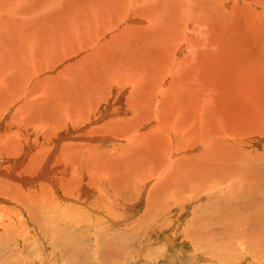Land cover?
<instances>
[{"label": "rangeland", "instance_id": "rangeland-1", "mask_svg": "<svg viewBox=\"0 0 264 264\" xmlns=\"http://www.w3.org/2000/svg\"><path fill=\"white\" fill-rule=\"evenodd\" d=\"M121 2L120 0H0V70L2 71H0V82L4 78L7 81L13 80L14 77L19 80L24 79L23 76L25 75L23 74L26 73V79L32 83L35 78L32 71L47 65L50 57V60L55 62L62 60L60 63L64 64L61 65V69L54 72V75H57L60 70H71L78 73L79 68H82L86 60H92L93 64L95 60L98 69L101 68L104 73L114 71L115 68L120 71L122 70L121 67H129L135 71H140L138 78L132 74L128 75L131 77L130 79L128 76V78L126 77L129 80H138L139 78L147 80L144 75L149 76L147 82L153 78H158L159 85L157 88L151 87L156 91L160 87L162 88V76L165 71L169 73L175 65V70L177 66L180 68L184 66L182 75H175L172 80L168 81L167 90L170 89L171 82L181 78L176 83L178 90L174 91L177 93H175L176 96L168 94L163 100H156L153 97L155 101L151 102L153 108L154 104L157 103L158 106L164 105L165 113L162 114V118L173 127L174 136H176L174 137L170 131L162 143L169 145L170 148L171 146H180L179 157L183 161L182 165L188 161L185 165L187 169L182 170L181 164H177L175 170V175L179 176L185 171L184 180L177 179L179 182L171 187L173 191L169 188L167 194L166 191H161L164 187L159 188L160 192L158 189L153 192L154 187L161 185L159 181L162 176H159L155 182L149 185L150 187L144 186V188L138 184L134 189L132 177L126 174L128 172L127 166L131 165L128 162L136 157L146 161L149 156L154 162H159L165 158L161 154L163 149L160 147L161 137L158 136L164 133V129H160L156 136L157 145L153 144L152 140H147L138 144L137 148L134 146L126 150L123 153V160L114 159L115 162L119 163L116 171L120 174L115 177V183L118 184L110 186L111 179L110 182L105 183V187H103L105 197L101 195L104 201L96 204V208H93L92 204L96 197L98 199V195L94 193V195H90L91 208L89 214L92 219L83 222L81 219L73 217L78 221L79 234L83 232L94 237V232H97L98 228L100 230L95 235L100 231V233L106 231L112 227L110 223L108 226L107 218H113L116 215L115 217L121 219V225L112 227L110 230L116 232L118 228L119 230L123 229V238L127 239L132 236L133 241L138 244L136 249L141 247L139 257L141 261L137 259L134 264H148L149 260L145 263L143 257L151 258L159 264H171L165 254H163L164 256L160 255L159 243L149 235L151 229H158V227L162 229L161 224H165L166 228L169 229L168 234L175 233L176 238H179L176 244L182 243L181 247L185 246L184 251L191 254L194 247L190 242L185 243L183 241L187 226L193 219L199 220L198 215L208 219L212 211H217V221L221 225H227L231 219L236 228L239 229L231 234L232 240H237L236 244L240 243L238 238L239 240L244 238L241 233L243 228L241 225L248 232L250 231L249 233L257 230V236L252 234L250 237H255L254 246L261 243V239H258V232L264 231V0H121ZM138 2L140 5H137ZM125 3L126 5H124ZM126 9L130 12L136 11L137 15L143 11L144 14L147 12V20L141 21L142 23L140 21H136L137 23L135 21L127 22L124 18L125 14H123ZM119 17L120 19H118ZM124 20L125 23H123ZM133 23L136 25H132ZM131 26H134L135 29ZM45 58L48 59L42 63V59ZM81 60H84V64L79 63ZM93 64L90 63L91 66L85 64L81 70L84 71L85 68L86 73L93 74L94 68H96ZM57 66L59 65L57 64ZM88 66L90 69H87ZM153 74L157 77H154ZM41 79L38 78L36 82ZM95 79H97L96 76ZM95 79L89 83H95ZM17 82L15 81V84ZM96 82L98 84V81ZM59 83L60 87L63 88L77 87V82L72 83L67 78H61ZM29 84H25L23 88L14 87L12 84V93L22 92L32 85L35 87L34 84ZM143 87V91H145L146 86L144 84ZM148 89L149 86L147 85ZM167 90L165 91L167 92ZM125 94L119 102L113 105L114 107L109 109L106 120H114L112 118L114 117L112 115L113 110L124 107L129 96L133 100V94L130 95V92ZM44 95L48 96L49 93ZM103 96L105 97V95ZM38 97L41 98L40 95ZM32 99L31 101H33ZM153 110L149 111L150 116L158 117L160 112ZM15 114L12 113L11 116L14 118ZM136 115L132 113L130 118H134ZM11 116L9 119L12 118ZM141 119H144V116ZM157 121H152L145 126L142 122V125H135L134 128L141 135L148 136L147 134L150 133V135L155 136L154 132L157 129L154 128L157 127ZM187 129L189 131H186ZM118 130L119 133L127 136L130 135L127 133L132 131L129 128H118ZM184 138L195 140L193 145L196 144V146H193L192 151L183 152L182 147L187 142ZM198 141L201 143L199 146ZM110 145L111 143L104 146L110 148L112 147ZM100 146L101 143L95 146L91 153L95 171H100L110 164L109 148L103 146L101 148ZM126 146L127 144H125ZM125 147L122 148L125 149ZM143 148L145 151L146 149L149 151L147 155L144 154ZM140 152L142 153L140 154ZM30 155L32 156L31 152L25 153V160H27L25 164L29 162ZM176 159L173 161L176 162ZM142 165L145 167L153 166V164L147 166V161ZM178 165L180 166L178 167ZM119 169L120 171H118ZM136 172H142V169H137ZM198 174L204 175L201 177ZM173 181L170 182V185ZM40 182L45 181L38 183L40 184ZM89 184L95 185L97 182L91 181ZM202 191L205 194L198 195ZM12 194L11 192L12 198L3 196L13 199L15 202L13 197L17 195ZM114 196L119 197L115 199ZM176 197L184 200L183 202L189 201V206L187 208L186 205L176 206L170 210L172 204L178 205ZM7 198L5 203H0V217H4L6 212L16 211L14 202L7 201ZM67 203L72 202H61V205ZM125 203L129 206H124ZM21 204L26 205V202L23 201ZM38 204H42L41 201ZM38 204L32 209L29 208L34 213L29 211L26 206L21 207L18 204L20 207L17 211L21 216L20 219L15 218L14 220H23L26 225H31L32 234L21 238H17V235L14 237L9 235L8 238L0 239V264L51 263L46 257L48 253L45 251V246L33 234L35 231L27 219V214H31L32 219H37L40 223L50 224L53 227L52 221L56 216L49 208L45 207L48 214L44 217L42 215L38 217V210H40ZM69 205L72 206V204ZM78 208H80L78 212L82 214L83 208ZM91 209H95L96 213ZM168 211L170 213H167ZM146 214L149 215L148 218L145 216ZM181 214L183 215L181 216ZM194 214L197 216L195 217ZM21 217L23 218L21 219ZM93 217L98 218V221H95ZM9 218L13 219L12 216L5 219ZM101 220L107 225L99 226ZM178 221L181 227L178 224L173 225ZM254 225L259 226V228ZM103 228L105 230H102ZM237 234L238 237H236ZM65 238L68 239V237ZM51 239L52 242H55L54 244H57V252L63 255L64 259L77 257L75 250H73V248H78L75 242L72 246L67 247V251L64 252V250H60L59 241L57 242L52 233ZM238 249L240 250V248ZM253 249L255 253L258 250V248ZM125 251L127 252L126 249ZM240 252V259H243V251ZM162 257L164 258L160 262ZM39 258L41 263L38 262ZM254 258L247 259L244 264H257L256 262H259L258 257L256 260ZM106 259L104 264H108ZM115 260L118 264H129L131 259L119 258ZM53 261L54 259H52V263ZM97 263L94 262V264ZM206 263L213 264V261ZM57 264H68V261L60 259Z\"/></svg>", "mask_w": 264, "mask_h": 264}, {"label": "bare ground", "instance_id": "bare-ground-1", "mask_svg": "<svg viewBox=\"0 0 264 264\" xmlns=\"http://www.w3.org/2000/svg\"><path fill=\"white\" fill-rule=\"evenodd\" d=\"M138 4L139 2L137 3V5ZM124 5H126V3ZM129 12L130 11L126 9V11H123V14H125V16L122 14V16H124L127 22L135 21V23H137L136 21L143 22L147 20L146 18L147 12L144 14L143 11V13H138V15L136 14L137 13L136 11L130 13ZM120 17L118 19H120ZM125 20L123 21V23H125ZM132 25H136V24L133 23ZM131 27L134 28V26ZM47 59L48 58L42 59V63H44ZM61 61L62 60L55 62L54 60L53 61L50 60L49 57L46 63L47 65H45L44 67L41 66V69L38 70L36 69L32 71L35 74L34 76L35 78L33 79L34 81L32 83L30 80L28 81L26 79L27 78L26 73L23 74L25 75L23 76L24 79L19 80L14 77L13 80L7 81V79L4 78L0 82V131H1L0 132V203H5L6 201L7 197L3 195H6L10 198H12L11 192L14 195H17L16 197H13L15 198L14 200L17 204L13 201V199L7 198V201H11V203L14 202L13 205L16 211L13 210L14 212H10V213L6 212L5 216L4 217L2 216L3 218L0 217L1 219L0 239L8 238L9 235H11L12 237H14V235L15 236L17 235V238L31 235L32 234L30 230L31 225L28 224L26 225L25 224L26 222H24L23 220H14V219L15 218L20 219L21 214H19L17 209L18 207L20 206L22 207L24 205L21 204L23 201L26 202V205H24L23 207L26 206L29 211H31L29 208L31 209L34 208L35 205L38 204L39 201H41L42 204H38V209L40 210L36 209L39 211V214L37 212L38 217L40 215H42L43 217L47 215L48 211L46 210L45 207L49 208L50 211L56 216L55 219L52 221L54 227L50 224H46V223L42 224V222L40 223L37 219L35 220L32 219L31 214H27V219L29 220V223L33 225V229H34L33 231H35V233L33 234L38 240H40V242H42V245L45 246V251L48 253L47 256L46 255L45 256L50 260L51 262L50 264H57L60 259L61 260L63 259V261L64 260L68 261V264H94V262L97 263V261L98 262L100 261V263L97 264H104L105 258H107L106 260H108V264H118L116 262L117 260L115 259H119V258L120 259L130 258L131 260L128 263L134 264L137 261V259L141 261V259L139 258L141 247L139 249H136L138 248V244L136 241H133L132 236L128 237L127 239H124L122 236L124 232L122 228H121L122 230H119L118 228V231L116 232H112L110 230L112 227H119L121 225L120 218L115 217L116 215H114L115 218L114 217L107 218L108 226H110L109 225L110 223L112 227L106 229V231L102 233H100L101 232L100 231L97 235H95L100 230L98 228L97 232H94V237H93L83 232L79 234V226L77 225L78 221L73 219V217H77L78 219H81L83 222H87L89 219L90 220L92 219V217L89 214L91 208L90 195H92L93 193L95 195H98V199L96 197L94 199V203L92 204L93 208H96L97 207L96 204H98L99 202L103 203L104 201L101 195L104 196L105 192L103 187H105V183L110 182L111 179L110 186H114V184L115 185L118 184L115 183L116 182L115 177H117V174H120L117 173L116 171L117 170L116 168L118 167L119 163L115 162L114 159H116L117 161L122 158L124 159L123 153L126 150L134 146H136L137 148L138 144L147 140H152L151 142L157 145L156 136H157V132L160 131V129H164L163 130L164 133L159 134L160 133L159 132L158 136L161 137L160 147L163 149L161 154L166 159L163 158L159 162H154L153 159H151V157L148 156L146 159L147 166L152 164L153 166L145 167L142 164L146 161L136 157L134 160L132 159L128 162L131 163L130 166H127L128 172L127 173L124 171L123 172L126 173L127 176L132 177V181H133L132 185L134 186V189L138 184H141L142 187L146 186L147 188L149 185L155 182L159 176H162L160 177L161 180L159 181L160 182L159 184L161 185L164 184V185L162 186L157 185L156 187H154L155 190H153V192H156L157 189L160 192L159 188L164 187L162 188L161 191H166L167 193V190L169 188L173 187L174 185H177L176 183L179 182L177 179H183V177L185 176L183 175L185 171L182 173V171L179 169L182 174L180 176L175 175L176 166L177 164H181V166L178 165V167L179 166L182 167L181 168L182 170L184 168L187 169L185 165L188 161L184 163V165H182L183 161H181L179 157L181 153V151L179 150L180 146L176 145L175 147L171 146L170 148L169 145L162 143V140L166 139L168 132L172 131V135L174 136V130L173 127L170 124L166 123L162 118V114L165 113L164 105L162 104L163 105L162 106L160 104L161 106H158L157 105L158 103L154 104V108H155L154 109L153 106L151 105V102L155 101L153 97H155L156 100H160V99L163 100L168 94H172V95L174 94L173 96H176L177 93L174 92L177 90L176 83L181 78L178 79L177 81L171 82L170 83L171 86L169 90H167L168 81L172 80V78L175 75H179V76L182 75L184 66L182 68H180V66H177L175 70L176 67L175 65L174 69L170 70L169 73L165 71L162 76V84H161L162 88L160 87V89L154 91V89L151 87L155 86L157 88V86L159 85L158 78L157 79L153 78V80L147 82L149 76L144 75L147 77V80L144 78H139L138 80H134V79L129 80L131 77H129L128 75L132 74L135 75L136 78H138L140 73L139 70L135 71L134 69H131L129 67L127 68L121 67L122 70L120 71L116 70L117 68H115L114 71L104 73L101 68L98 69V66L95 64L96 62L95 60H94V64L92 60H86L85 62L86 65L87 64L90 65V63H92L93 66L94 65L96 66V68H94L95 70L92 69L94 70L93 74L86 73L87 71L85 72L86 70L85 68L84 71H82L83 70L82 68L83 66H85V64H84V60H81L79 63L84 64L82 68H79L80 70L82 69L81 72L80 70L78 73L74 71L72 72L71 70L69 71L60 70L58 73L59 75L58 74L54 75V72L58 69H61L62 67L61 65H64L60 63ZM57 64L59 66H57ZM87 69H90L89 66ZM52 74L53 76H50ZM91 75H95L97 79H95V76L92 77ZM127 76L129 77V79H127L128 78ZM153 76L157 77L154 74ZM38 78H42V79L36 82ZM61 78L63 79L67 78L72 83L77 82V87H73V88L60 87L59 80ZM94 79H95V83L90 84L89 82L92 83ZM15 81H18L17 84H15ZM96 81H98V84ZM27 83L34 84L35 87L32 85L30 86V88H25L24 91L21 89L22 92L17 91L12 93V88H13L12 84H14V87L23 88ZM143 84L146 86L145 91H143L144 90ZM147 85L149 86L148 90H147ZM26 86L29 87L28 85ZM58 89L63 93H60ZM165 90H167V92ZM127 92H130L131 93L130 95L133 94V100H131L129 96L124 107L122 108L120 107L118 109L115 108L113 110L112 115L115 118L114 117L112 118L114 120L111 119L110 121L106 120L108 116V111H110L109 109L114 104L119 102L122 99V97L126 95L125 93ZM45 93H49V95L45 96L44 95ZM38 95H40L41 98H39ZM102 95H105V97L103 96L104 99ZM33 97L35 98L34 100L32 99ZM36 97H38V99H36ZM30 98L33 101H31ZM159 108H161L160 111ZM151 109L152 110L154 109L153 111L157 110L158 112H160L159 113L160 115L158 117L153 115L155 118L153 116H150L151 114H149L150 113L149 111H151ZM12 113H16L14 118L11 116ZM132 113L137 115L134 118H130V115H132ZM10 116L13 119L12 118L9 119ZM142 116H144V119H141ZM100 117L101 119H99ZM154 119L156 121L158 120L157 127L156 128L153 127L154 129H157V131L154 132L155 136H153V134H151L152 135L151 136L150 133L147 134L148 136L141 135L138 133L139 131L136 128H134L136 127L135 125H139V124L142 125V122H143V126L150 124V122L152 121L155 122ZM2 126L4 129L1 128ZM118 128L120 129L129 128L132 131L127 133L130 134L129 136H127L122 133H119ZM186 131L189 130L187 129ZM176 135H178V133H176ZM184 139L187 142L182 147L183 152L192 151L191 149L193 148V146H196V144L193 145L195 140L193 138H184ZM198 142H199L198 143L199 146V144L201 143L200 141ZM100 143H101L100 146L101 148L102 146L104 148H109L104 145H108L109 143H111L110 146L112 147L109 148L110 164L106 168L100 171H95L91 160V153L93 151V148L99 145ZM125 144H127L126 147ZM122 147H125V149H123ZM143 149L145 151V148ZM30 152L32 153V156L31 155L30 157L28 156L30 158L29 162L25 164L27 161L25 160V153H30ZM142 152H140V154ZM147 152L149 151L146 149L144 154L147 155ZM57 155L59 156L57 157ZM173 159H176V162H174ZM137 169H142V172L137 173L136 172ZM118 171H120V169ZM186 173H190V172H186ZM134 174L135 176H133ZM203 175L201 174L200 176L202 177ZM39 181H45V182L43 183L40 182L39 184L38 183ZM91 181L97 182V184L95 185L89 184V182ZM171 181H173V183L170 185ZM189 183H190V178H189ZM192 188L194 187L192 186ZM203 191L200 192L198 195H200L201 193L205 194L203 193ZM118 197L114 196L115 199H117ZM152 197H154V195H152ZM182 197L184 196L182 195ZM183 201L177 198L176 203L178 205L171 203L172 205L171 204L170 205L172 207L170 208V210H172L176 206L182 207V205H186L187 208L190 202L189 201L183 202ZM61 202L62 203L72 202V203L61 205ZM69 204H72V206H70ZM127 205L128 204L126 203L124 204V206ZM77 207H82L83 208L82 211L84 212L80 214L78 212L80 208L77 209ZM91 210L96 213L95 209H91ZM23 211L25 210L23 209ZM167 213L170 212L168 211ZM182 215L183 214H181V216ZM10 216H12L13 219L12 218L5 219ZM145 216L147 218L149 217V215L147 214ZM196 216L197 215H195V217ZM198 216H199L198 217L199 220L193 219L185 230V232L187 231L186 234H184L185 239L183 241L185 243L190 242V244L194 247L193 253L191 254H189V252L187 253L184 251L185 246L181 247L182 243H179L180 246L176 244L179 238H176L175 233L171 235L168 234L169 229L166 228L165 224H161L162 229H160L159 227L158 229L153 228L151 229L152 231L149 232V235L152 236V238L154 237L156 241L159 243L158 245H160L159 248L160 255L164 256L163 254H165L171 264H204L206 262H211V261H213V264H217V263L244 264V262L247 259H250L251 257H255L254 260H256V258L258 257L257 260L259 262L256 263L264 264V256H263L264 231L258 232L259 233L258 239H261L260 241L261 243L256 242L257 244L254 246L253 243L255 241V237L257 236L256 235L257 230L255 232L253 231L249 233L250 231L248 232L245 229V227L241 225L243 227L241 229L242 231L241 233L243 234L244 238H242L241 240H239L238 238V241H240V243L236 244L237 240L236 241L232 240L231 234H233L236 230L239 229L236 228V226L233 224V220L229 219L227 225H221V223L217 221L218 218L217 211L216 212L212 211L211 214L208 216V219H205L203 216L200 217V215ZM22 218L23 217H21V219ZM93 218H95V221H98V218L96 217ZM203 221L205 222L203 223ZM103 222L101 220L100 222L101 224L99 226L102 227V225H107L104 224L105 222L104 223ZM138 222L140 223V221ZM176 224H178L179 226L180 225L179 221L175 222L173 225L176 226ZM89 226L91 227V224ZM249 227H251V225H249ZM257 227L259 228V226ZM254 229L257 228L254 227ZM102 230L105 229L103 228ZM51 233L53 237L56 238L57 242L59 241L58 245L61 251L64 250V252H66L67 247L72 246V244L75 242L78 245V248L76 249L73 247L72 248L73 250H75V254L77 257L72 259H64L63 255L57 252L58 246L57 244H54L55 242H52ZM237 233L239 234L240 232ZM238 234L236 235V237H238ZM252 234H255V237H250V235L252 236ZM125 236L128 235L125 234ZM65 237H68V239L66 240ZM238 248H240V250ZM253 248H258V250H256V253L253 251L254 250ZM125 249L127 250V252L125 251ZM166 251L170 254H168ZM240 251H243L242 253L244 255L243 259H240V253H241ZM81 254L83 256H80ZM255 254H257V256H254ZM163 258L164 257H162L159 261L161 262ZM52 259H54L53 263H52ZM143 259L142 260L145 263L148 262L149 260L148 264L158 263L151 258L147 259L143 257ZM38 262L41 263L40 258Z\"/></svg>", "mask_w": 264, "mask_h": 264}]
</instances>
